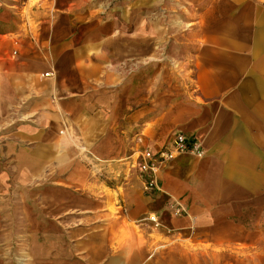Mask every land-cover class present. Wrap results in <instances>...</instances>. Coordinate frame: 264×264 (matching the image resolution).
Masks as SVG:
<instances>
[{
    "label": "crops",
    "instance_id": "obj_1",
    "mask_svg": "<svg viewBox=\"0 0 264 264\" xmlns=\"http://www.w3.org/2000/svg\"><path fill=\"white\" fill-rule=\"evenodd\" d=\"M38 1L59 13L49 42L0 47V264H17L19 229L34 245L40 209L43 248L30 264H264V0H183L201 7L200 26L186 33L192 52L171 47L182 66L157 64L140 143L145 73L118 70L139 52L122 30H99L96 0ZM177 133L203 155L176 156L158 174L160 191L144 192L138 152ZM131 149L133 175L91 178L87 162L121 167ZM34 165L56 188L28 187Z\"/></svg>",
    "mask_w": 264,
    "mask_h": 264
},
{
    "label": "rangeland",
    "instance_id": "obj_2",
    "mask_svg": "<svg viewBox=\"0 0 264 264\" xmlns=\"http://www.w3.org/2000/svg\"><path fill=\"white\" fill-rule=\"evenodd\" d=\"M22 1H28L27 5L22 4ZM19 2L11 3L10 0H0V47L8 46L12 51H16L22 42L35 45L36 47L46 45L49 40L44 35L49 30L52 31L58 24L57 21L55 22V16L59 14L57 8L49 6L46 1L40 5L38 0H21ZM96 3L99 30L104 27V29L113 28L122 30L124 41L127 40L129 46L133 47L140 54L136 53L134 55L131 52L128 61L118 65L119 72H123L127 77H133L138 70L145 73V94L148 113L144 125L145 131L136 137V142L140 143L138 139L140 138L142 141L144 139L142 135L146 136L149 134L152 125V105L155 99H157V64H167L169 66L172 63L178 64V67L182 66L186 61L184 60L185 58L182 60L178 59L176 63V54L171 56V47L174 48L172 52L175 53L178 51L183 54H185L184 52H192L186 48L190 45L185 43L187 41L186 33L191 28L199 29L200 25L197 24L199 18L196 17L202 9L197 5L192 7L183 0H96ZM86 8L89 9V7ZM189 16L195 17L192 20L194 22L187 18ZM188 21L191 22L189 26H187ZM17 32L21 35L14 37L13 34H17ZM181 54H178V56ZM1 75L0 71V77ZM134 151L132 149L129 151L130 154L127 159H124L125 164L121 167L116 164L115 167L109 166L105 167V169H99V167H93L87 162V168L93 175L91 178L93 179L99 175L101 178L114 175L116 177H120V175H133L134 172L129 162ZM84 153L87 155L85 151ZM4 170L12 174L23 173L20 169H12V167L4 168ZM43 172L46 173V170L42 166H33L35 180L29 182L28 187H32L36 194H40L49 185H51L50 188H56L52 184H48L49 182L42 181L41 175ZM51 172L55 173V170H51ZM20 183L22 184V182L18 184L20 185ZM97 184L99 183L89 180L86 183V188L87 190H95L98 187ZM61 188L71 189L72 187L61 186ZM44 215L41 209L34 213L35 221L38 217L39 222H35V228L32 230L34 231L33 246L26 239L25 233L27 231L19 229L17 264H30L29 254L32 248L34 254L41 255L43 248L42 233L46 229H42L40 221ZM51 232L57 233V229H52ZM12 248L14 249L15 246ZM45 248L56 251L57 245H49V247ZM5 249L8 250L9 254V247L3 246L2 250L4 251ZM37 254L35 256L38 257ZM241 257L244 258L245 256L241 255Z\"/></svg>",
    "mask_w": 264,
    "mask_h": 264
},
{
    "label": "built area",
    "instance_id": "obj_3",
    "mask_svg": "<svg viewBox=\"0 0 264 264\" xmlns=\"http://www.w3.org/2000/svg\"><path fill=\"white\" fill-rule=\"evenodd\" d=\"M44 76H52V73H46ZM187 153L201 157L204 150L198 141L189 140L182 133H177L171 143L165 147L159 149L146 148L138 152L137 167L143 179V191L146 193L160 191L158 174L161 169L176 156ZM171 208L174 216L184 214V209L178 203L172 205ZM147 220L158 225L155 217H148Z\"/></svg>",
    "mask_w": 264,
    "mask_h": 264
}]
</instances>
